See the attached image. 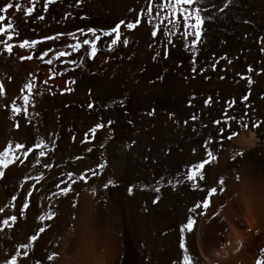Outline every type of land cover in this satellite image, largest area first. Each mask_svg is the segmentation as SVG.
Listing matches in <instances>:
<instances>
[{
    "label": "bare ground",
    "instance_id": "obj_1",
    "mask_svg": "<svg viewBox=\"0 0 264 264\" xmlns=\"http://www.w3.org/2000/svg\"><path fill=\"white\" fill-rule=\"evenodd\" d=\"M18 2L24 7L32 6L30 0ZM227 2L231 7L222 15L216 12V6H223L221 0H205L206 4L199 6L207 10L206 14L215 13L219 17L207 23L205 43L198 45L196 66L204 65V74L188 71L190 54L183 48L180 35L181 41L172 36L167 60L158 56L153 61L152 57L165 48V40L162 27L156 37H151L146 22L130 32L121 30L122 38L129 37L127 47L118 42L111 52L98 51L83 69L61 63V60L75 59L76 54L59 58L51 65L38 59L40 51L49 47L53 52L45 59H51L61 45L72 42L67 36L59 41H43L35 50L17 47L19 40L24 38L40 39L56 32L75 31L77 27L114 25L125 15H116L110 9V0H81L80 5H76L75 0H57L47 12L43 10L42 0H35L34 11L29 15L11 8L0 14L5 16V21L0 23L12 22L19 32L12 41V54L0 51V85L5 88V96L0 98V150L9 141L13 146L15 143L32 146L37 140L48 145L46 154L38 157L40 163L37 164L36 157L29 153L23 165H10L0 177V208L4 209L0 212V264L15 255L16 249L40 227L45 231L28 249V258L23 256L21 249L18 264H172L173 260L179 264L183 255L178 243L179 224L186 223L187 208L193 207L207 193L192 190L186 180L176 183L184 180L186 165L200 162L206 155L201 149V139L190 134L192 124L183 123V118L175 111L194 92L195 106L187 113L194 112L204 121L206 117H217L222 108V103H215L213 108L199 111L197 106L204 97L211 95L221 102L249 90L233 81V70L224 68L221 71V63L214 72L206 61L210 63L213 53L219 56V51H223L217 52L216 44L219 36L226 37L225 32H253L264 28V0ZM125 5L127 7V3ZM65 13L71 15L61 20ZM119 13H124L122 8ZM37 15H44L45 19L37 20ZM133 18L130 14L125 19ZM58 20L61 22L57 23ZM2 47L0 45V49ZM29 54L33 56L31 60L19 58ZM178 61L181 67L177 69ZM65 68L71 70L63 71ZM165 69V80L159 84L156 77ZM55 72L62 74L55 75ZM185 75L195 79L184 81ZM203 75L210 79L204 80ZM33 77L35 88L27 105V119L21 113L8 120L11 101L15 99L23 107L19 90ZM72 79L76 83H68L67 87L73 91H63L65 81ZM260 90L261 80L250 89L254 100ZM120 100L125 102V108L113 103ZM89 102L92 108L88 107ZM254 102L255 107L262 106L264 110V102ZM150 108L156 109L153 117L146 116ZM169 112L175 114L172 119ZM109 119L115 123L108 125ZM128 120L133 123L129 125ZM14 123L18 127H14ZM96 123L102 127L90 132ZM245 124L249 127L245 128ZM231 131H237L238 135L227 142L229 150L218 153L210 149L218 154L216 160L201 170L205 180L197 181L201 188L215 187L217 191L209 197L208 209L198 210L204 211V216H194L192 232H185V246L194 264H256L257 261L264 264V134L251 129V122L233 124ZM179 135L186 137L176 139ZM244 135L249 140H244ZM129 144L132 146L126 147ZM161 149H167L169 154L164 156ZM39 151L33 147L34 153ZM45 163L51 167H45ZM81 175L85 180L79 179ZM35 177H40L39 181ZM221 177L224 192L219 191L217 183ZM110 179L114 186L104 188L103 184ZM157 181L161 200L152 205L151 199L156 194L150 188L156 187ZM169 181L175 185L174 189ZM129 185L133 187L132 196L127 193ZM65 186L70 188L67 194L61 192ZM25 195L29 206L24 218H20L18 206H23ZM13 196L16 200H12ZM50 212L56 215L47 219ZM10 215L17 217L15 222L9 221L11 228L2 223ZM41 215L45 219L42 220ZM53 253L57 255L49 261L47 256Z\"/></svg>",
    "mask_w": 264,
    "mask_h": 264
},
{
    "label": "snow or ice",
    "instance_id": "obj_2",
    "mask_svg": "<svg viewBox=\"0 0 264 264\" xmlns=\"http://www.w3.org/2000/svg\"><path fill=\"white\" fill-rule=\"evenodd\" d=\"M0 3H2V6H0V14L6 13L10 8L15 9L16 11H22L25 15H29L33 13L34 7H35V0H30V3L32 6L24 7L21 3L18 2V0H0ZM57 3V0H42V7L45 12L49 10L50 5H54ZM199 3V0H147L146 10H147V18L146 23L150 27V33L151 37L157 36V29L158 27H163L167 29L163 32V35L165 38L176 36L177 34L180 35V38L183 42V48L189 52L190 54V60H189V69L188 71L190 73H200L204 74L206 73V68L204 65H200L197 67L198 60L195 59L198 56V45L204 44V30L209 21H215L218 20L219 17L213 14H206L207 10L203 7H197ZM221 3L223 6H216V12H219L221 15L228 10L231 7V4L227 2V0H221ZM76 5L81 4V0H75ZM131 11V9H129ZM71 14L65 13L63 17H61V20L67 19ZM141 15L137 14L134 16L132 20H125L120 19L118 22H114V25H108L106 27H97V26H85V27H77L75 31H67V32H56L54 35H45L40 39H20L17 47L19 49H30L35 50L37 45L42 43L43 41H59L62 36H67L72 42L65 43L61 45V47L56 50L52 56L51 59H45L46 56H48L49 53L53 52V49L51 47L47 48L46 50L40 51L38 55V59L44 61L45 64H53L55 60H58L62 57H71L73 54H76L75 59H67L61 60V63L67 64L69 66H76L78 68L83 69L85 64H87L88 61L94 60V58L97 56L98 51L103 52L107 50L108 52L113 51V49L117 46L118 42H120L123 46L127 47L129 44V37L123 36L121 33V28L123 26L124 29H127L128 31H132L136 29L139 25H141ZM37 20L43 21L45 19L44 15H37ZM81 19H87V17H81ZM0 21H5V16L0 15ZM61 21L58 20L57 23H60ZM156 22H166L158 25ZM245 24L248 23L247 20L244 21ZM78 34V35H77ZM19 32L14 28V25L12 22L0 23V45H2V51L6 54H12L13 52V39L14 37H18ZM107 38V39H102ZM98 42L100 44L98 45ZM260 43V41H257ZM172 41L169 40V44H171ZM221 45H224L227 43L225 39H221L219 41ZM151 47V45H150ZM262 53H264V47L260 49ZM162 58L163 60H167L169 58V51L167 46L162 50V53H159L152 57L153 61L157 60V57ZM21 60H31L33 56L29 54L28 56H20ZM211 62L208 63V66L213 70H217V65L220 61H226L227 64L230 66L233 63V60L225 53L220 56H216L215 53L212 54V57L210 58ZM175 67L178 69L181 67V62H176ZM70 68H65L63 71H69ZM141 71H144V69H141ZM221 71H224L221 69ZM247 72H252L253 68L251 66H248L246 69ZM167 73V69L164 70L160 75L156 77V81L159 82V84H163L165 80V74ZM62 72H55V75H61ZM240 78L246 79V82L248 85L253 84V80L249 78H245L240 73H237ZM10 79V78H9ZM184 81H188L189 79H195L194 76L185 75L182 77ZM204 80H209L210 77L208 75H203ZM219 79L223 80L224 76H219ZM44 83H47V81H44ZM68 83L75 84V79H72L71 81H65V88L63 91L66 92H72L73 89L67 87ZM149 83L152 84L153 81L149 80ZM35 88V77L32 78V80L28 83H25L23 87L19 90L20 96L19 99L23 102V107L17 104V101L13 99L11 101L10 105V114L7 116L8 120H13L14 117H18L21 113L23 114V117L27 119L28 111H27V105L30 103V95L32 94L33 89ZM25 90H27V95L25 94ZM37 94H39L37 92ZM250 93H244L239 102L243 105L244 109H248L250 105L248 103H245L249 100ZM5 96V88L3 85H0V98H3ZM196 94L193 92L189 94V97L187 99V102L185 104V107L191 108L196 100ZM261 99H264V97H261ZM235 98L225 99L224 100V108L221 110L219 117H214L211 121L214 125H219L217 129H215V134L217 136H220L222 139L226 135L227 140L231 141L234 137H237L238 133L237 131H231L230 134L226 133V127L229 124V122H233L234 124H239L242 122L243 116L247 115V113H243L240 118H237L231 114L229 109H232L234 111V105L236 104ZM114 104H118L121 108H125V102L123 100L120 101H113ZM213 103H220L219 100H214V98L211 95H208L202 99V105L204 109L210 108ZM5 104H7V101H5ZM67 106V105H66ZM88 107L92 108L93 104L91 102L88 103ZM105 107H109L108 105H105ZM252 112H255L256 109L252 108ZM156 109L150 108L146 111L147 117H153L155 115ZM124 115L127 116L128 112L127 110L124 111ZM168 116L170 119H172L175 114L172 112L168 113ZM198 119V114H190L183 123L187 124L189 121H195ZM115 123L114 120L109 119L107 121L108 125H113ZM127 123L131 125L133 123L132 120H128ZM14 127H18L15 123L13 124ZM245 128H248L249 126L247 124L243 125ZM102 127V124L96 123L94 127L89 129L90 132H95L96 130L100 129ZM202 127H207V125H202ZM251 129H256L257 133L261 130H264V121L260 122L259 124L257 122L251 123ZM195 131V129H193ZM111 134V133H109ZM132 144H135V141L132 142ZM54 146V142H53ZM132 145H126V147H131ZM33 147L40 149L39 153L33 152ZM48 145H45L43 140H37L33 143L32 146H26L25 143H15L13 146L12 142L9 141L6 145L2 146V150H0V177H3L5 172V169H8L10 165L13 164H19L23 165L25 163V158L28 157L29 153L33 154V157H36L35 162L38 164L40 163V160L38 157H43L45 153V148H47ZM101 147H103V144H101ZM214 148V138L209 137L203 141V144L201 145L202 151L205 153L207 159H202L200 162H194L186 165L183 169V175L184 180H178L177 184H182L185 182L190 183L192 190H199L201 192L206 191V195L202 197V200H198L195 202L193 207L187 208V217H186V223H180L178 227L179 237H178V243H179V249L182 252V259L179 261V264H194L193 258L189 255V251L185 246V232L191 233L193 230V224L195 223L194 216L199 215L201 217L204 216V211H198L199 209H208L209 207V197L213 196L217 189L215 187H208L207 189L201 188L198 184L199 181L205 180V173L202 172V169H205V165L208 164L210 161H215L216 156L213 155V151L209 150ZM90 151V149H89ZM164 156H167L169 154L167 149H161ZM196 149H192V153L195 154ZM237 155H242V153H237ZM144 159L147 161L148 157L145 156ZM153 164L156 163L155 160L152 161ZM45 167H51V165H48L45 163ZM100 168H103V165H99ZM180 173H178L179 175ZM68 175L71 177L73 174L70 172ZM93 175H99L98 172H93ZM39 181L40 177H35ZM80 180H85V177L83 175L79 176ZM217 183L220 184L219 191L224 192V180L221 177L220 180L217 181ZM169 184L175 188V185L172 184L171 181H169ZM109 185L114 186L113 180H108L107 183L103 184L104 188H108ZM159 181H157L156 187H151L150 190L154 192L156 195L154 198L151 199L152 205H157L158 201L161 200V196L159 193L161 192V188L158 186ZM143 190V189H142ZM70 188L69 186H65L61 189V192L63 194L69 193ZM93 193H95V189H93ZM127 193L129 196L133 195V187L129 185L127 187ZM30 194V193H29ZM12 200H16V197L13 196ZM28 197L25 195L23 197V206H18V215L20 218H24L25 215V209L28 208ZM146 212L148 211L147 208L144 209ZM4 209L0 208V212H3ZM55 212H50L47 214V219H51L53 216H55ZM215 215V213H213ZM42 220L45 219L44 215H41L40 217ZM211 219V217H209ZM17 220L16 216H8V218L4 221H2L3 225H6L7 227L11 228L12 224L9 223V221L15 222ZM45 229L43 227H40L39 230L27 237V242L22 243L20 245V248L16 249V254L11 255L10 259L5 260V264H18V257L21 255V249H23V256L25 258L29 257L28 249L32 246L33 242L37 240V237L40 235V233H43ZM57 255V253H53L52 255H48L47 259L49 261H53L54 257ZM39 264V262H37ZM172 264H177L175 260L172 261ZM256 264H260V261H257Z\"/></svg>",
    "mask_w": 264,
    "mask_h": 264
},
{
    "label": "rangeland",
    "instance_id": "obj_3",
    "mask_svg": "<svg viewBox=\"0 0 264 264\" xmlns=\"http://www.w3.org/2000/svg\"><path fill=\"white\" fill-rule=\"evenodd\" d=\"M115 1V2H114ZM125 1H127V0H110V9H112V11L114 12V13H116V15H118V16H123V15H125V16H127V17H129V15L131 14V16H135V15H137V14H142L141 15V25L144 23V22H146V18H147V10L144 12V10L146 9V5H147V0H128V2L129 1H132V2H129V5H128V2H125ZM135 1V2H134ZM142 1V2H141ZM204 1L205 0H199V3L197 4V5H195V6H197V7H199V6H202V5H204V4H206V3H204ZM113 2H114V4H113ZM139 2V3H138ZM124 3H127V7H126V5L124 6ZM131 3H133V4H131ZM137 3H138V5H137ZM113 4V5H112ZM140 4V5H139ZM145 4V5H144ZM122 5L124 6V7H126L128 10L129 9H131V11H126L125 10V8L124 7H122ZM132 5H133V7H132ZM113 6V7H112ZM138 6V7H137ZM116 7H118L117 8V10H116ZM132 7V8H131ZM137 9H135V8ZM139 7H140V9H139ZM115 8V9H114ZM121 8H122V11H124V13H119V12H121ZM114 9V10H113ZM120 11H119V10ZM116 10V11H115ZM134 10V11H133ZM139 10V11H138ZM140 10H142V12L140 11ZM137 11V12H136ZM127 12V13H126ZM139 12V13H138ZM129 13V14H128ZM135 13V14H134ZM133 14V15H132ZM121 17V19H125V18H127V17ZM120 20V19H119ZM119 20H117V21H115V22H118ZM125 20H132V19H125ZM162 23H166V22H159V24H162ZM141 25H139V26H141ZM121 30L122 31H126V32H130V31H128L127 29H124L123 28V26H122V28H121ZM159 30H160V28L158 27V29H157V34L159 33ZM167 29H165V28H161V31H162V35H163V32L164 31H166ZM245 30V29H244ZM235 31V30H229V31H227V32H225V33H222L221 35H223V34H225V36L226 37H224V35L223 36H219L220 37V39H219V37H218V39H217V44L218 45H220L219 47L217 46V44H216V50H217V52L219 51V49L220 50H223L224 51V53H223V51L222 52H220L219 51V56L220 55H223V54H225V52H226V54H230V58L231 59H233V63H232V65H230V68H229V65L227 64V62L226 61H220L218 64H221L220 66V69H223L224 70V68H228V69H231V70H233V77L235 78L233 81L235 82V83H241V84H243L244 86H246V87H248V88H250V89H252L253 87H255L256 85H257V83H258V81L259 80H261V90L256 94V96H255V100H254V97H253V93H252V91H250V89L249 90H245V91H243L242 93H240V94H238V96L236 97V96H232V97H230V98H235L236 99V104L234 105V111L232 110V109H229L228 111H230L231 112V114L233 115V116H235V117H237V118H240L241 117V115L243 114V113H247V115H244L243 116V119H242V122L240 123V124H242V123H246V122H257L258 124L260 123V122H262V121H264V110H263V108H261L262 106H257V107H255V102L254 101H258V102H264V99H261V97H264V53H262L261 51H260V49L262 48V47H264V28H262L261 30H256V31H253V32H250L249 30H246V31H241V30H239L238 31V33H236V31L234 32V36H233V32ZM227 34H229V35H227ZM231 34H232V36H231ZM163 37H164V35H163ZM172 38V36L171 37H168V38H165L164 37V40H165V46H167V48H169V45H172V43H173V40L171 39ZM224 38H227V39H225L227 42H229V43H226V45H227V48L225 47L226 45L224 44V45H221L220 43H219V41L221 40V39H224ZM235 38V39H234ZM230 39V40H229ZM169 40H171L172 41V43L171 44H169ZM175 40L176 41H181L180 40V38H179V34H177L176 36H175ZM219 40V41H218ZM231 40H234V41H231ZM242 40V41H241ZM231 41V42H230ZM243 41H244V43H243ZM257 41H260V43H258ZM234 44H233V43ZM239 43V44H238ZM229 45V46H228ZM231 45V46H230ZM234 45H235V47H234ZM221 46H223V47H221ZM233 46V47H232ZM222 48V49H221ZM224 48V49H223ZM239 49V50H238ZM230 51V52H228V51ZM168 51H169V49H168ZM232 54V55H231ZM251 54H253V56L251 55ZM251 55V56H250ZM251 58H250V57ZM212 57V56H211ZM218 57V56H217ZM242 57V58H241ZM247 57V58H246ZM257 57V58H256ZM244 58H246L247 59V61L245 62V60L246 59H244ZM242 59V60H241ZM244 59V60H243ZM249 59H251V61L249 60ZM255 60L254 62H253V60ZM258 59V60H257ZM239 60V61H238ZM243 61V62H242ZM250 61V62H249ZM257 62H259V63H257ZM224 63V64H223ZM241 63V64H240ZM227 64V65H226ZM255 64H256V66H255ZM260 64V65H259ZM236 65H238L239 67L237 68V67H235ZM223 66V67H222ZM226 66V67H225ZM231 66H233V67H231ZM248 66H251L252 68H253V71L252 72H247L246 71V69H247V67ZM260 66V67H259ZM263 68V69H260V68ZM238 69H239V71H238ZM234 70H235V72H234ZM215 72V71H214ZM237 73H240L242 76H244L245 78H251L252 80H253V84L252 85H248L247 84V82H246V79H241L240 78V76H238L237 75ZM250 93V95H249V100L248 101H246L245 103H248L249 105H250V107L248 108V109H244L243 108V105L239 102V100H240V98H241V96L244 94V93ZM229 98V99H230ZM219 100V99H218ZM220 101V100H219ZM224 100L223 101H221L220 103H222V108H221V110L224 108ZM185 104L186 103H184L183 105H182V107L180 108V109H177L176 111H175V114H177L178 116H180L181 118H183V120H185L190 114H195L194 112H189V113H187V111L189 110V109H192L194 106H195V102H194V104H193V106L191 107V108H187V107H185ZM214 104L215 103H213V105L210 107V108H207V109H204L203 108V105H202V100L199 102V104H198V106H197V109L199 110V111H207L208 109H211V108H213V106H214ZM253 104V105H252ZM254 106V107H253ZM258 107H260V109L258 108ZM252 108H255L257 111H255L254 112V115H253V112L251 111V109ZM262 109V110H261ZM221 110H220V112H219V114H218V116L217 117H219L220 116V113H221ZM251 111V112H250ZM259 111V112H258ZM250 113H252V114H250ZM256 113V114H255ZM260 115V116H258V114ZM261 114H263V115H261ZM198 118H199V115H198ZM214 117H206L205 119H204V121L203 120H201V119H197V120H195L196 121V123H195V121H189L188 123H187V125L189 126L190 124H192V129H190V134L191 135H193L194 134V136L195 137H198V138H200L201 139V141H202V143H203V141L205 140V139H207V138H209V137H212V138H214V148H213V150L214 151H216V152H218V153H222V152H224V151H228L229 149H228V147H227V142H230L229 140H227V138H226V135L224 136V138L222 139L220 136H217L216 134H215V129H217L218 127H219V125H214V124H212L211 123V121H212V119H213ZM198 121V122H197ZM202 123V124H201ZM233 122H229V124L227 125V127H226V133L227 134H230V131H231V128H232V126H233ZM198 125V126H197ZM202 125H207V127H202ZM186 126V125H185ZM193 129H195V131H193ZM192 130V131H191ZM262 134H264V130H261L260 131ZM251 133L252 134H255L253 131H251ZM197 135V136H196ZM193 136V137H194ZM179 137H181V135H179V136H177V138L176 139H183L184 137H186L185 135H182V137L181 138H179ZM197 139V138H196ZM244 140H249V137L247 136V135H244ZM238 145V144H237ZM239 146V145H238ZM210 150V149H209ZM213 151V155H218L216 152H214ZM202 159H207V157H204V158H202ZM201 159V160H202ZM210 162H213V161H210Z\"/></svg>",
    "mask_w": 264,
    "mask_h": 264
}]
</instances>
